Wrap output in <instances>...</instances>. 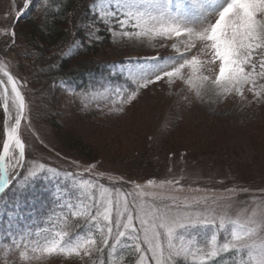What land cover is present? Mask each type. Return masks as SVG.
Instances as JSON below:
<instances>
[{"label": "rangeland", "instance_id": "374dc122", "mask_svg": "<svg viewBox=\"0 0 264 264\" xmlns=\"http://www.w3.org/2000/svg\"><path fill=\"white\" fill-rule=\"evenodd\" d=\"M38 1L32 0L26 10L28 14L32 13ZM91 5L88 8L89 17L87 14L79 23L84 42L86 33L97 27H85L96 19V16L90 13ZM22 6L23 0H0V60H3L21 81L27 82L28 77L32 78V66H26L23 57L31 47L23 42L20 32L26 24L23 21L28 14L16 15L17 8ZM108 6L111 7V2ZM35 14L36 12H33L31 18L36 17L35 21H38ZM16 22L18 24L13 26ZM7 25L14 27L16 32L14 47H6L7 37L3 35V31ZM97 36L99 39L85 42L96 50L94 61H116L117 63L109 69L111 75L120 76L131 86V70L152 64L154 57L179 56L171 47L173 42L179 45V41L122 37L119 35V29L114 35L102 24L98 25ZM68 47L62 50L61 56L62 53L68 52ZM197 54L198 50L192 53ZM67 57L70 56L64 58ZM201 59L207 57L201 55ZM50 61L49 58L44 59L45 63ZM165 62L172 64L175 60L161 61L162 64ZM52 64L56 66L57 61ZM215 70H218V66L207 63L202 69L203 73L209 76ZM120 89L128 90L123 85L102 92L75 95L70 89L56 91L55 94L52 91L54 98L50 104L42 82H31V85L27 82L24 88L27 119L22 124V139L26 141L28 165L32 167L43 163L48 169H54L51 166H55L83 173V179L94 181L96 198H99L100 192L98 185L103 184L110 189L131 193L128 196L129 201H132L133 196H137L135 203L148 207L153 205L154 200L162 207L172 203L168 200L162 201L161 196H175L181 205L185 202L191 203L194 197H217L219 199L209 200L207 205L214 214H218L217 220L219 215H225L228 221H243L245 211L250 213V210L256 209L258 216L260 212H264V201L259 199V194L264 192V103L248 104L234 95L219 97L210 86L204 90L202 99L197 98L181 80L169 84L165 79L151 84L140 90L142 92L139 91L131 102L122 100L124 92L119 91ZM2 113L3 110L0 109V145L3 139ZM52 117L55 118L54 121ZM25 124L27 127H24ZM56 126L63 133L71 135V140L85 145L89 152L78 154L74 149L64 146L54 130ZM164 143L174 150L164 151ZM142 145L150 153L148 171L138 163ZM175 154L177 155L174 156ZM171 155L174 157L171 158ZM84 158L91 162L84 161ZM90 165L95 168L93 175L83 172ZM56 172H59L58 176L48 173L49 179H45L41 174L40 183L37 184L46 189L44 192L49 194L52 201H69L77 206L73 210H79L83 204L90 203V193L79 187L80 176L73 179L65 177L64 172ZM151 172L152 176L149 175ZM101 173L103 175H100ZM125 176L140 179L156 177L157 181L154 186H148L140 180H136L138 183H132L133 180L126 181L123 179ZM173 178L181 182L182 189L179 185L161 186L159 183ZM136 184L142 186L143 194L136 192ZM229 188L237 191L226 192L225 189ZM240 188H247L249 191L240 192ZM26 191L28 189L8 191L0 198V264H5L6 261L7 264H28V261H20L19 253L9 248L10 234L19 236L31 230L30 240L38 241L42 245L45 238L51 239L54 233L59 231L54 216L37 214L34 210L35 204L28 203L30 200L25 198L29 197L23 195ZM227 197L232 199H223ZM65 210L70 214L69 210ZM29 212L33 214L29 215ZM10 216L13 218L10 219ZM50 216L55 223L49 221ZM233 227L234 225L226 222V230L216 233L218 242H222L225 236H230ZM214 230L205 226L192 232V235H195L198 244L203 246L210 240ZM37 232L40 235H37ZM87 232L88 229L76 235H87ZM245 259H248L246 255ZM31 264H80V261L57 255L41 261L32 260Z\"/></svg>", "mask_w": 264, "mask_h": 264}, {"label": "snow or ice", "instance_id": "6c2138e0", "mask_svg": "<svg viewBox=\"0 0 264 264\" xmlns=\"http://www.w3.org/2000/svg\"><path fill=\"white\" fill-rule=\"evenodd\" d=\"M31 3L32 0H23V8H17L16 15H22ZM50 7V0H42V10L47 12ZM90 13L96 19L85 27H97L86 33L85 42L99 39V24L114 35L119 29L122 37L179 41V45L176 42L171 44L178 57H154L152 64L130 71L129 79L133 86L127 91L119 90L124 92V102L133 101L140 90L166 79L169 84L183 81L201 99L206 87L210 86L219 97L234 95L248 104L264 103V0H94ZM73 27L79 28L80 25ZM3 35L7 37L6 47H14V27L5 26ZM85 42L74 41L61 58L71 56L83 48ZM194 50H198L197 55H192ZM201 55L207 59H201ZM167 59H174L175 63H161ZM206 63L218 66L211 76L202 71ZM26 84L0 60V109L3 110L0 198L8 191L29 189L40 180L41 174L45 179H49L50 172L59 175L43 163L32 167L28 165L26 141L22 139V122L27 119ZM73 163L79 167L76 162ZM94 170V166L90 165L83 172L93 175ZM64 176L73 179L81 177L79 187L90 193V203L73 210L76 205L54 199L52 215H56V207L61 211L69 210L70 215L63 217L64 227L56 231L51 239L45 238L42 245L30 240L31 230L19 236L10 234L9 248L19 253L20 261L31 264L32 260L41 261L58 255L77 259L80 264H89L96 253L107 251L110 258L115 257L108 264H213L222 253L239 255V260L234 259L233 264H264V212L258 216L256 209L250 210V213L245 211L243 221H228L225 215H219L217 220L218 214L207 207L209 200L216 201L217 197H194L191 203L181 205L175 196H161L162 201L172 203L162 207L154 200L153 205L148 207L137 205V196L129 201L131 193L110 189L103 184L98 185L100 192L99 198H96L94 181L83 179V173L65 171ZM159 183L161 186L179 185L182 189L181 182L174 178ZM155 184V180L147 181L148 186ZM135 190L143 194L141 185L136 184ZM225 191L234 193L237 189ZM238 191L247 193L249 189L240 188ZM39 199L33 193L29 202L35 204ZM259 199L264 201V192L259 194ZM32 214L29 212V215ZM49 221L55 223L51 216ZM226 222L234 227L230 236L218 242L216 233L226 230ZM81 224L88 227L87 235L75 234L74 229ZM205 226L215 230L210 240L200 246L192 232ZM36 234L40 235L39 232Z\"/></svg>", "mask_w": 264, "mask_h": 264}, {"label": "trees", "instance_id": "16d2710c", "mask_svg": "<svg viewBox=\"0 0 264 264\" xmlns=\"http://www.w3.org/2000/svg\"><path fill=\"white\" fill-rule=\"evenodd\" d=\"M93 2L94 0H50L51 7L47 10V12H45L40 8L42 0H39L33 8L32 13L30 12V14H28V11L23 12V16H25L26 14L28 15L24 18L23 22H26V24L20 32V36L22 37L23 42H25L26 44L28 43L27 46L31 47V49H29V51L31 52L28 51L26 53L27 55L23 57V60H26V66H32V78L28 77L27 82H30V85L31 82L33 84L38 81L42 82L43 87L46 89L47 101L50 104L53 102L54 94L56 93V91L70 89L72 94L75 95L85 92H102L110 88L121 87L123 85L126 86V89L132 87L120 76L111 75L109 69L115 63H117L116 61L108 60L95 62L94 56H96V50L90 45L84 43L83 48L79 49L70 57L63 59L61 58L62 50L67 46L72 45L74 41L78 40L79 42H84V36L82 32L79 31V28H74L73 25H79V23L81 22L80 20H83V17L87 14L89 17L88 8ZM20 8L22 9L23 6ZM33 12H36L35 15L38 17V21H35L36 17L35 19L31 18ZM17 24L18 22H16L13 26H16ZM75 57H78L77 60L71 62V60ZM47 58H49V60H51L52 62L50 61V63H45L44 59ZM55 61H57V64L56 66H53L52 63ZM61 81H63V83H61ZM52 91L54 94L52 93ZM51 119L53 121L55 120L54 117H52ZM24 122H22V124ZM54 130L60 136L62 144L67 148L74 149V151H76L78 154L89 152L88 148L85 145L80 144V142H78L77 140H71V135L63 133L58 126H56ZM163 146L165 148L164 151L170 150L169 152H172V150H174L173 147H170V145L167 143H164ZM144 148L145 147L141 149L142 153L139 156V158L141 159H139L138 163L143 166L146 171H148V161H150V153ZM176 155L177 154H175L174 156ZM174 156L171 155V158H173ZM83 160L91 162L90 160H87L85 158ZM51 168L60 171V173L62 172L61 174H63V172L65 171H74L72 169H63L61 167L55 166H51ZM127 174L129 175V173ZM148 174L149 173H147V175ZM149 175L152 176L153 172H151ZM129 178L130 177L125 176L123 179L129 182L133 180L132 183H138L139 181L136 180H140L144 181V184H146L149 179L157 181L156 177L147 179L146 177L144 179ZM39 183L40 182L38 181L34 186H30L28 191H26V193H24L23 195L24 197H29L25 198L27 200H30L33 197V193L38 195L40 199L36 201L34 210L37 212V214L52 215V209L55 207V205L49 198V194L45 193L44 190L41 191L42 188L37 185ZM28 203L30 202L28 201ZM65 215L70 214L66 210L61 211L59 207H56V215H52L55 217V222L57 223L59 230L64 227L63 217ZM70 226L71 221H69V227ZM86 229H88V227L84 224H81L80 227L74 229V232L75 234H81L83 230ZM124 255L127 258L126 252H124ZM114 258L115 257H113V259ZM239 258L240 257H238L237 255L234 256L232 254L222 253L213 261V264H233V260H239ZM109 260L110 259L108 257L107 251H105L104 253H96L92 257L89 264H108Z\"/></svg>", "mask_w": 264, "mask_h": 264}]
</instances>
